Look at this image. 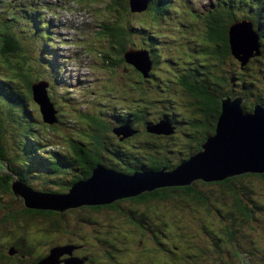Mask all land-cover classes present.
<instances>
[{"label":"rangeland","instance_id":"rangeland-1","mask_svg":"<svg viewBox=\"0 0 264 264\" xmlns=\"http://www.w3.org/2000/svg\"><path fill=\"white\" fill-rule=\"evenodd\" d=\"M42 1L0 0V14L6 16L3 13V10H5L3 8L8 6L9 2H12L14 7L21 9L30 5L32 8H37ZM44 1L48 6L47 18L54 19L49 26V33L51 34L49 37L52 34L57 37L59 48L55 51L46 49L47 42L39 34L32 36V32L26 30L22 26L23 24L17 26L15 33L24 46L22 56H25L27 60L25 62L23 59L24 72H28L30 79L37 82L34 85L46 84L47 95L51 97L57 108L58 122L54 126L45 124L42 120L39 105L28 95V107L32 109L30 112L32 119L29 118V115L20 119L21 128L32 126L31 135L40 136L43 139L41 149L47 154L52 152L56 154V157L59 156L58 153L69 157L71 142L86 139H81V132L89 134L92 131L90 129L91 124H88V126L86 124L87 122L91 123L94 117L103 120L112 127L107 126L108 129L103 138L105 139V145L110 147L112 154L116 151L124 154L132 153L134 159L135 156L140 157L139 163H148L150 158H156L166 164L172 166L176 164L177 166L180 163L179 161L182 160L179 154L183 156L182 153L189 150V145L193 144L191 120L197 117L199 121H202L204 118L202 113L197 114L195 112L196 102L193 96L185 91L181 82L182 79H191V77L195 78L197 76L203 85L209 87L211 79L216 76L217 83L224 86L222 92H227L231 96L238 94V84L241 82L255 81L259 83L262 81V68L258 64H253V61L243 65L234 55H227L223 58L215 57L214 60L212 59L213 56L209 54L212 51V46L208 45L207 52L202 53V55L201 46L205 42L207 31L204 24L207 11L214 8L218 12L226 10L229 12L228 17L238 19L233 24L236 22L243 23V21H248L242 19L248 17L246 11L250 5L257 4L264 7V0H171V11L162 18L158 15L153 17L154 14H135L127 8L126 12L122 13L120 20H118L117 12L113 13L111 9L110 13L107 10L106 6L112 4L110 0ZM112 1L113 3L118 2V0ZM127 1L121 0L122 10L127 5ZM257 15V12L254 11L251 12L250 17L256 18ZM116 22L125 27L136 26L135 23L137 22L144 23L149 30L144 35L140 34V36L132 37L131 43H135L137 47H143L149 52L153 49L155 53L152 54V57L156 58L157 54L162 57V60L152 66L151 71H155L154 77H152L153 81L146 78L145 82L140 83L142 87H139V90L136 89V85L138 84L137 79L141 78L135 68L126 65L125 62L118 67L111 66L121 55H115V60L111 57L109 36L106 37L105 31H102L100 26L101 24L105 27L109 25L110 29ZM247 24L248 32L254 34L252 23L249 21ZM250 24L252 31L250 30ZM241 25H244V23ZM44 34L46 33L44 32ZM153 35L158 37L157 43L154 44L149 41L156 42L152 39ZM190 38L195 40L190 41ZM103 51L105 55H101ZM188 55L189 58H186ZM51 56L59 59L60 66L57 63L56 66L49 67L48 57ZM107 56H110V58L107 59ZM163 58L168 59L171 63L168 61L163 62ZM11 60L14 63H20L19 61H21L20 58L16 57H11ZM188 60L191 61L187 62ZM209 60L217 67L216 70L202 67ZM181 64L187 69H184L185 67ZM4 76L17 79L13 69L10 70L7 66L0 64V77ZM21 83L23 84L22 81H20ZM20 90L25 91V86H20ZM252 95H248L250 102L256 98V94ZM172 100L174 102L178 101V105ZM0 109L2 110L1 106ZM135 109H142L145 113H151L152 115H149V118H154L153 123H158L166 112H175L178 114L173 120L175 122L173 124L175 133L168 137L146 133L145 129L141 128L142 122L136 116L129 115L136 111ZM161 110H163V113H161ZM77 120L82 123H77ZM128 120L131 121V125L138 126L137 129L140 134L127 142H124L125 140L120 141L119 136L112 131L113 127L115 124L120 125L122 121ZM82 124L86 126L84 127ZM55 126L57 128L54 130L50 129ZM124 126L120 129L130 128ZM10 133L9 130L7 137L8 156L18 158L17 168L24 170L27 167V171L29 170L32 173L37 171V169L31 171L27 165V157L21 147L24 141L22 136L12 137ZM146 142L154 144L155 147H146ZM36 153L35 160H37ZM112 154L109 153L108 158L113 160V163L118 164L120 161ZM116 167L131 169L125 162L116 165ZM9 173L7 166L4 167L3 175L8 176ZM78 175L77 171L39 178L31 175L29 186L39 192L63 194L68 192L69 183ZM202 189L210 194V198L214 203L213 207H223L221 205L223 200L219 198L220 187L211 185ZM12 196H15L13 191L4 192L0 189L1 212L16 211L25 207L22 198L17 200ZM255 198L264 205V192L260 191L259 194L255 195ZM170 201L171 203H169ZM117 203L125 208L131 207L129 199H122ZM83 208L84 206L69 209L44 222L41 220L36 223L30 221L29 227H26L25 218L22 217L6 221V225L4 221L0 220V248L2 249L0 252H7L3 250L2 246L10 244L15 241L13 239L17 238L16 235H12L14 229L22 232L18 238L28 236L31 232L29 243L36 242V246H47L46 241L37 244L39 241L38 235H41V239H44V236L49 238V233L45 231L50 229V225L54 221L58 224V234L54 233L56 235L54 243L58 240L70 244L65 246L78 245L77 251L79 250L82 257L88 254L86 247H95V251H98L100 255L96 258L95 264H119L117 260L125 264L171 263L175 254L164 252L162 248L173 251L179 250L177 246L179 248L180 246H189L184 242H195L204 247L207 250L208 264L218 263L219 261L220 264L222 261L227 264H238L239 261H242L243 264H256L252 260L254 257L258 264H261V258L264 256V211L261 213L258 210L256 213L258 217H261L259 223L255 221V223L244 227L243 234H246L247 239L238 234L237 230L235 237L240 242L226 243L216 240V234H219L218 228L222 221L219 215L212 213L208 220L204 221L205 212H190L189 202L177 194H174L166 202L153 203L148 207L145 212V222L138 228L130 225L122 212L103 208L97 213ZM85 214H88L87 221L81 217ZM188 218L189 221H194L196 225L209 224L210 232L208 234L210 239L203 234L205 231H201L199 228L189 233L187 228ZM91 220H98V224L88 223ZM175 220H182V224L173 223L172 221ZM20 225L24 227H20ZM237 226L240 227L239 220ZM158 229H162L164 233H159L158 237L155 238L152 231ZM181 231L182 237L178 234ZM175 241L181 245L176 246ZM222 246H225L224 250ZM236 246L237 253L234 252ZM110 251H113L114 255ZM175 253L177 257L178 253L176 251ZM112 257L113 259H111ZM16 264L20 263L17 261Z\"/></svg>","mask_w":264,"mask_h":264},{"label":"trees","instance_id":"trees-1","mask_svg":"<svg viewBox=\"0 0 264 264\" xmlns=\"http://www.w3.org/2000/svg\"><path fill=\"white\" fill-rule=\"evenodd\" d=\"M110 1L112 2V4L107 5L106 8L108 11H110V13H111V9L113 10V13L117 12L118 20H120L122 13L124 14L127 8H129L130 11L135 14H144V13L154 14L153 17L158 15L161 18L167 16L168 13L171 11V6H170L171 0H146L147 9L143 11H136L133 9V7L131 8V0L127 1L128 3L123 10H122L123 5L121 0H118L117 3L116 2L113 3L112 0ZM132 4L135 5L136 0H132ZM2 7L3 5L1 6V9ZM3 9H5L3 10V13L6 16L4 17L2 14H0V26H2L0 30V64L7 66V68H9L10 70L13 69L14 75L17 77V79H12L7 76L0 77V106L2 107V110L0 109V189L2 191L11 192L13 185L12 182L15 181L16 179H19L20 181L24 182V184L29 186L31 175L39 178V177H47L54 174L64 175V172L66 174L71 171H77L79 175L71 180V182L69 183L70 184L69 190L67 193H63L64 195L70 192V189L72 188L74 183L82 180H86V178L87 179L90 178L92 176V171L95 166H102L104 168L112 169L114 171H122V173L125 174L127 173L132 176L137 174V172H142L143 170L158 172L163 168H169V170H172L176 167V164L172 166L171 164H166L165 162L163 161L161 162L156 158H150L148 163H139L140 157L135 156L134 159L132 153L124 154L121 153L120 151H116V153L113 152L114 154H112L110 152V147L105 145L104 142L105 139H103L104 133L108 129L107 126L109 128L112 127L106 124L103 120L96 119L94 117L92 118L91 123L87 122L86 124L87 126L88 124H91L90 129H92V131H90L89 134H85L84 132H81V139H85V138L86 139L84 141L71 142L70 153L68 155L69 157L63 156L59 153H58L59 156L56 157L55 153L51 152L47 154L45 151H43L41 149V144L43 143V139L40 136L31 135L33 127L32 126H30L29 128H26L25 126H23L24 128L20 127L21 126L20 119L22 117L29 115V118L32 119V115L30 113L32 109L28 107L29 104L27 98L28 95L31 97V99L33 98V94H34L33 86L37 82H35L33 79L32 80L30 79V75L28 72L27 73L24 72V61L27 62V60L25 59V56L24 57L22 56V53L24 51V46L22 45L21 41L17 37V34L15 33L16 28L19 24H23L22 26L26 30L32 32V36H35V34H39V36L42 39H44L45 42H47L46 49H49L51 51H55L56 49L59 48L58 46L59 42L54 34H52V36L49 37V35H51L49 33V28H46V25L43 23V19L39 17L40 15L39 11L31 9L30 7L21 8L18 11L16 10L18 9V7L17 8L14 7L12 2H9L8 6H4ZM254 11H256L258 15L256 16V18H251L250 17L251 12ZM246 13L248 17H245L242 20L250 21V23H252L254 27L255 33L259 37L258 54L250 58L248 62L253 61V64H258V66L262 68L261 69L262 81L259 83L255 81L243 82V83L241 82L238 84L239 95L236 94L231 96L227 92H222L224 86L219 85L217 83L218 80L216 76H213V79H211L209 87L203 85V83L199 81L197 76L195 78L190 76L191 79H182L181 82L183 84V87L185 88V91L188 92L190 95H192L193 99L196 102L195 112L197 114L202 113L204 118L202 119V121H199L197 117L191 120L192 123L191 127L193 129L192 132L193 135L191 138H193L192 140L193 144L189 145V150H186V152L182 153L183 156L179 154L182 159L179 162L186 160L192 154L198 153L201 150L202 145L205 143L207 137L215 134L217 120L221 114L222 100L224 98L226 97L236 98L239 96H242L244 99L248 98L246 102H244L243 104V108L245 112H252L254 109V105L256 103L263 104L264 106V94H262L264 93V7L258 6L257 4L256 5L251 4L250 7L247 9ZM228 16H229L228 11L222 10L218 12L216 8L206 12L204 24L206 25L207 31L204 39L205 42H203L201 46V51H202L201 55L202 53L204 54L207 52L208 45L212 46V51H210L209 54L213 56L212 59L214 60L215 57L223 58L226 57L227 55H233L230 45L231 44L230 27L233 25V22H235L238 19L234 17L230 18ZM135 24L136 26L130 25L125 27V26H121L120 24H118V22H116L113 25V27L110 28L111 30L109 29L108 24H105L108 25L107 27L101 25V29L102 31L103 30L105 31L106 37L109 36V40L111 44L110 46L111 55H112L111 57L114 58L115 60L116 59L115 55L118 54L121 55L119 59L115 60L116 61L115 63L111 64L112 67L121 66L122 63L125 62L126 65L128 66L131 65L133 68L137 70L135 65L128 62L129 55L135 52H149L147 49L143 47H137L135 43H131L132 37L140 36V34L144 35L149 30L144 23L137 22ZM44 32L46 34H44ZM152 39L156 41L153 42L149 40L152 44L157 43V39H158L157 35H153ZM189 40L194 41L195 39L190 38ZM154 53L155 51L151 49L150 59L152 62V66L154 64H157L160 60H162V57L159 54L156 55V58L152 57V54ZM101 55H105V52L103 51ZM11 57L20 58L21 59V61H19L20 63H14L11 60ZM108 58H110V56H107V59ZM186 58H189V55ZM192 59L194 58L192 57ZM48 60L50 61V65H49L50 68L57 63L60 66L58 58L51 56L48 57ZM164 61L170 62L168 59L163 58V62ZM190 61L191 60H188L187 62ZM185 65H186V60H185ZM202 67L203 68L206 67L207 69L214 68V70H216L217 68L216 66H214L211 60L207 61V64L202 65ZM184 69L187 68L185 67ZM138 72L140 74L141 79L139 78L137 79L138 84L136 85V89L139 90V87H142L140 86V83L145 82L146 78H150L153 81L152 77H154L155 71L154 70L150 71L148 76H145L140 71ZM20 78H21L20 81H22L23 84L22 83L20 84L19 81ZM20 86H25V91H21ZM252 94L254 95L256 94L255 95L256 98L254 99V101L250 102L249 96H253ZM48 98L50 103L53 104L54 110H56L57 112V108L54 105V102L49 95ZM172 101L174 102V100ZM174 103L178 105V101ZM135 110L136 111H133L132 114L129 115H133L134 117L136 116L137 119L142 122L141 128L143 130L145 129L146 133L150 135H158L155 133H151L149 131L150 129L148 130V127L155 125L158 126L160 123L163 122L168 123V125L174 130L172 135L175 133V128L173 127V124L175 122H173V120L178 115L175 112L173 111H171L170 113L166 112L163 115V118H161L158 123H153L154 118L153 119L152 117L149 118V115H152L151 113H145V111H143L142 109L141 110L135 109ZM161 113H163V110H161ZM56 117L58 118L57 115ZM76 122L78 123L80 121L77 120ZM50 126H54V125H50ZM82 126H84V124H82ZM123 126L124 127L128 126L130 128L128 129L123 128L125 130L124 131L120 129V127ZM137 127L134 124L131 125V121L128 120V121H122L120 125L115 124L113 130L112 129L111 130L119 136L120 141L125 140L124 142H127L133 138L138 137L140 131L137 129ZM55 128L57 127L56 126L51 127L50 129L54 130ZM9 130L11 131L10 134L12 137H17V135L22 136V139L24 141L23 144H21V147L24 151V155L27 157V161L29 162V164L27 162V165L30 167L31 171H33V169H37V171H34L32 173L29 172V170L27 171V167L24 170L19 169V167L17 168L16 166H17L18 158L16 159L8 156L7 137ZM161 136H166V135H161ZM145 144L146 147H155L154 144H151L149 142H146ZM35 153L37 154L38 161L35 160L36 159ZM107 153L112 154V156L117 158L118 161L120 162L118 164L113 163L112 162L113 160H110L108 158ZM124 162L129 165V167L131 168L130 170L119 169L118 167H116V165H120V163H124ZM6 166L10 171L8 176L3 175V169ZM211 185H217L218 187H220L221 192L219 193V198L223 200V203L221 204L223 205V207L220 208L213 207L212 205L214 203L210 198V194L202 189L203 187L211 186ZM263 189H264V174L248 173L241 176H235L233 178H229L223 182L205 183L202 181H197L192 186H188V187L159 188L156 191L146 192L141 194L140 196L129 198V201H131V207L128 208L122 207L118 203L117 204L113 203L107 206H97V207L91 206V208H93L97 213H99L100 210L103 208L112 209L113 211L116 212H122L124 214L123 216L127 219L129 224L138 228V226H140L142 223L145 222L146 219L145 212L147 211L148 207H150L153 203L161 204L163 202H166L174 194H177L179 196H182L183 199L189 202L191 206L190 212L204 211L205 212L204 221L208 220L209 216L212 213H216L217 215H219V217L223 222L221 221V225L218 228L219 234H216L217 236L216 240L218 242L234 243V241L238 242V240L235 237L237 230L240 233H244L243 230L246 225L255 223V221L256 223H259L261 217H258L256 213L258 212V210L261 213H263L264 205L255 198V195L259 194L260 191L264 192ZM12 197L17 199L15 196ZM169 203H171V201ZM84 207H89V206H84ZM23 209L24 208L22 207L20 210L9 211L6 213L0 211V220L2 222L4 221L5 224L6 221L16 220L18 217H22L25 218L24 221L26 222L25 224L26 227H29L30 221L36 223L38 220L43 218L44 214H36V213H27L29 214V216L25 214L26 216L24 217L22 214H20V212H22ZM28 211H32V210L28 209ZM34 211H39V210H34ZM87 215L85 214L82 217L83 219H85V221L88 220ZM189 220L190 219L188 218L187 228L189 230V233L199 228L201 231H205V233L203 234L209 238V234H208L210 232L209 224L202 223L201 225H196L194 221L192 220L189 221ZM238 220L240 221V227L237 226ZM41 221L44 222L43 220ZM172 222L176 223L177 225L182 224V220H175ZM88 223L98 224V220H91L88 221ZM20 227H24V226L20 225ZM129 229L133 230L131 228ZM220 231H224V237L222 239L220 237ZM45 232L49 233L48 241L52 239V229L51 228L47 229ZM152 232L155 238L158 237L159 233H164L162 229L153 230ZM181 233L182 231L179 232L178 234L181 235ZM20 234L21 233H19L18 236ZM182 236L183 235H181V237ZM38 237H39L38 242L44 241L45 238H47L46 236H44V239H41V235H38ZM12 243H14V241L11 242L10 244ZM184 243L188 244L189 246H180L179 248V246L177 245H181V244L180 243L177 244V241L174 242V244H176L179 250L169 251V250H165L163 247L162 250L164 252L174 253L175 257L172 258L171 263H161V264H208L207 250L204 247L199 246L195 242L193 243L184 242ZM26 245L27 247H23V252H25L26 254L28 253L33 254L35 251L34 255L35 256L39 255L40 251L38 250V247H36V242L34 243L27 242ZM224 247L225 246H222L223 250ZM92 248H88V249L91 250V253L94 254V250H96V248L95 247ZM175 251L178 253L177 257ZM234 252L237 253V246L234 248ZM95 253H96L95 256H97L96 258H98L100 256L98 254V251L97 252L95 251ZM110 253L114 255L113 251H110ZM5 258L6 257H4L3 255H0V264H11V262L7 263V261H5ZM111 259H113V257ZM127 260L129 259L127 258ZM252 260H254L256 264H258L255 257L252 258ZM261 260H262L261 264H264V256L261 258ZM239 262L243 264L242 261ZM117 263L125 264L123 262L122 263L119 262L118 260ZM211 264H220V261L218 263L212 262ZM221 264H227V263L222 261Z\"/></svg>","mask_w":264,"mask_h":264},{"label":"water","instance_id":"water-1","mask_svg":"<svg viewBox=\"0 0 264 264\" xmlns=\"http://www.w3.org/2000/svg\"><path fill=\"white\" fill-rule=\"evenodd\" d=\"M132 7L136 11L146 10L147 1L136 0L134 5L131 0ZM243 23L244 25H241ZM243 23L236 22L230 27V43L232 54L245 65L250 58L258 54L259 37L256 33L248 32L249 21ZM250 30L252 31L251 24ZM128 62L135 65L145 76H148L152 69L148 52H135L129 55ZM33 92V98L40 106L44 122L49 125L56 124L57 112L49 101L46 84L34 85ZM244 101L240 96L224 98L215 134L207 137L198 153L181 161L172 170H143L132 176L95 166L92 176L74 183L68 194L39 192L19 179L13 181L12 190L17 198L23 199L26 209L63 213L83 206L111 205L159 188L188 187L197 181L223 182L248 173L264 174V106L256 103L252 112H245ZM148 130L166 136L174 132L166 122L148 127ZM67 249L68 247H62L53 250L49 257L38 264H60L58 258L66 253ZM10 254H14L13 250ZM64 264H80V261L68 259Z\"/></svg>","mask_w":264,"mask_h":264},{"label":"flooded vegetation","instance_id":"flooded-vegetation-1","mask_svg":"<svg viewBox=\"0 0 264 264\" xmlns=\"http://www.w3.org/2000/svg\"><path fill=\"white\" fill-rule=\"evenodd\" d=\"M18 199H19V197H18ZM83 209L95 211L91 207H84ZM23 210H24V212H23ZM23 210H22V212H20V214H22L24 217L26 215L29 216V214H27V213L44 214L42 219L39 218L40 220H43V221L48 220L49 218H52L54 215H58L59 213L62 214L61 212L51 211V210H49V211H34V210L28 211V209H26L25 207ZM83 216L84 215H82L81 217H83ZM50 228L52 229V239H50L48 241L49 238H45L44 241H40L37 243V244H39L41 242H45L47 239V241H46L47 246H36V247H38V250L40 251L39 255L35 256L34 255L35 251L33 254H30V253L26 254L25 252H23V247H27L26 244H27L29 238H31L30 234H28V236H21L19 239L15 240L14 243H12V244L4 245L5 248L3 246V250H5L7 252H0V255H3L4 257H6L5 261H7V263L11 262V264H16L17 261L20 264H29V263L30 264H38L43 259L49 257L53 250L60 249L62 247H68L67 252L58 258V261L60 264H64L65 261L68 259H76V260L80 261V264H95V258L97 257V256H95L96 255L95 250H94V254H93V253H91V250H89L88 247H86V251L88 254L85 257H82L79 254V250L77 251L78 245L77 246H65V245H70V244L68 242L64 243V241L59 242L58 240H56V242L54 243V240L56 239V235L54 233L58 234V224L55 223L54 221H52ZM12 233H13L12 235H16L18 237V234L22 233V232H19L16 229H14ZM238 234H240L242 237H245L246 239L248 238L246 236V234H243L240 232H238ZM220 237H224V231H220ZM238 242H240V241H238ZM0 250L2 251L1 248H0ZM12 250L14 252L13 256L10 254V251H12ZM238 264H241V262H239Z\"/></svg>","mask_w":264,"mask_h":264},{"label":"bare ground","instance_id":"bare-ground-1","mask_svg":"<svg viewBox=\"0 0 264 264\" xmlns=\"http://www.w3.org/2000/svg\"><path fill=\"white\" fill-rule=\"evenodd\" d=\"M38 8V7H37ZM102 25V24H101ZM101 27V26H100ZM102 30V29H101ZM231 45V44H230ZM56 109V108H55ZM125 129V128H124ZM13 191V190H12ZM13 193H14V191H13ZM14 195H15V193H14ZM15 197H16V195H15ZM17 198V197H16ZM18 199V198H17ZM72 209H74V208H72ZM76 209V208H75Z\"/></svg>","mask_w":264,"mask_h":264},{"label":"clouds","instance_id":"clouds-1","mask_svg":"<svg viewBox=\"0 0 264 264\" xmlns=\"http://www.w3.org/2000/svg\"><path fill=\"white\" fill-rule=\"evenodd\" d=\"M149 53V57H150V52H148ZM151 60V59H150ZM40 107V106H39ZM41 111V110H40ZM41 114H42V112H41ZM42 118H43V115H42ZM58 119V118H57Z\"/></svg>","mask_w":264,"mask_h":264}]
</instances>
